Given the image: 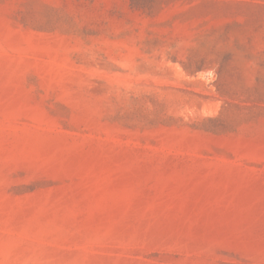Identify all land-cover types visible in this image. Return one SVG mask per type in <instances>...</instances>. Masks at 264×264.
<instances>
[{"label":"rangeland","instance_id":"obj_1","mask_svg":"<svg viewBox=\"0 0 264 264\" xmlns=\"http://www.w3.org/2000/svg\"><path fill=\"white\" fill-rule=\"evenodd\" d=\"M0 264H264V0H0Z\"/></svg>","mask_w":264,"mask_h":264}]
</instances>
